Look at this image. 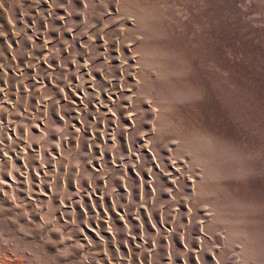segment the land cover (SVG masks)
I'll use <instances>...</instances> for the list:
<instances>
[{"label": "rangeland", "instance_id": "374dc122", "mask_svg": "<svg viewBox=\"0 0 264 264\" xmlns=\"http://www.w3.org/2000/svg\"><path fill=\"white\" fill-rule=\"evenodd\" d=\"M0 264H264V0H0Z\"/></svg>", "mask_w": 264, "mask_h": 264}, {"label": "bare ground", "instance_id": "6f19581e", "mask_svg": "<svg viewBox=\"0 0 264 264\" xmlns=\"http://www.w3.org/2000/svg\"><path fill=\"white\" fill-rule=\"evenodd\" d=\"M182 81H183V80H182ZM181 83H182V82H181ZM174 89H175V88H174ZM185 89H186V88H185ZM182 90H183V89H182ZM171 92H172V91H171ZM167 93H168V92H167ZM169 93H170V92H169ZM170 96H171V95H170ZM197 122H198V121H197ZM192 125H193V124H192ZM217 176H219V178L222 177V175H220V174H218ZM217 176L215 177V179L217 178ZM215 179H214V178L212 179V182H213V183H215V184L217 183V184H220V185H221V184H223V185L225 184V182L223 181V179H222L221 181H217V182H215ZM222 182H223V183H222Z\"/></svg>", "mask_w": 264, "mask_h": 264}]
</instances>
